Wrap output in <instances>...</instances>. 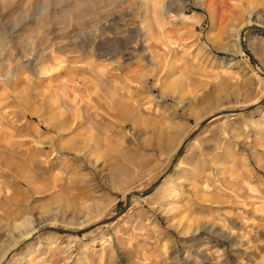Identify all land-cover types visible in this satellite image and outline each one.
Returning <instances> with one entry per match:
<instances>
[{
  "label": "rangeland",
  "instance_id": "obj_1",
  "mask_svg": "<svg viewBox=\"0 0 264 264\" xmlns=\"http://www.w3.org/2000/svg\"><path fill=\"white\" fill-rule=\"evenodd\" d=\"M68 1L0 0V264H264V0Z\"/></svg>",
  "mask_w": 264,
  "mask_h": 264
},
{
  "label": "bare ground",
  "instance_id": "obj_2",
  "mask_svg": "<svg viewBox=\"0 0 264 264\" xmlns=\"http://www.w3.org/2000/svg\"><path fill=\"white\" fill-rule=\"evenodd\" d=\"M56 1H59L58 3H60L61 1L63 0H56ZM66 3H68L69 1L68 0H65ZM68 1V2H67ZM76 2H78L80 5L83 4V7L82 9L76 13L75 10H74V7L73 8H66L63 10L62 12V22L64 24H68L71 20H76L78 23H80L82 20H79L80 16H81V13H85L86 11H90L92 8L96 7V8H99L101 6L105 7V10H107L106 6L107 7H112L115 5H119L120 4V1L119 0H74ZM260 3V2H259ZM64 4V3H63ZM70 5V4H69ZM76 5V4H75ZM62 6V5H61ZM45 7V6H44ZM64 7H65V4H64ZM70 7V6H69ZM81 7V6H80ZM76 9H78L76 7ZM105 10H102V12H104ZM209 10V9H208ZM88 13V12H87ZM83 14L84 17L86 16V14ZM100 15V14H99ZM103 19V18H102ZM71 24V23H70ZM32 35V33H31ZM223 90H221V93H222ZM221 94L220 96H217L215 99H212L210 102H208V105H212V104H216V103H221ZM208 107V106H207ZM204 113V112H203ZM199 116V115H196V117ZM22 174V173H20ZM22 177H24L22 175ZM23 180V179H22ZM24 181V180H23ZM25 182V181H24ZM26 182L28 183V185L30 184V182L28 180H26ZM25 182V183H26ZM26 183V184H27ZM30 186V185H29ZM30 188V187H29Z\"/></svg>",
  "mask_w": 264,
  "mask_h": 264
},
{
  "label": "water",
  "instance_id": "obj_3",
  "mask_svg": "<svg viewBox=\"0 0 264 264\" xmlns=\"http://www.w3.org/2000/svg\"><path fill=\"white\" fill-rule=\"evenodd\" d=\"M247 110H248V109H247ZM236 112H238V111H226V112H224V113H222V114H234V113H236ZM205 123H206V122L201 123V125H200L199 128L203 127ZM197 130H199V129H197ZM196 133H197V131H195L192 135H190L189 138H187V139H185V140L183 141V143H182V145L180 146V149H179V151H178V154H180V153L182 152V150H183V148L185 147V145L187 144V142H188L189 140H191V139L195 136Z\"/></svg>",
  "mask_w": 264,
  "mask_h": 264
}]
</instances>
